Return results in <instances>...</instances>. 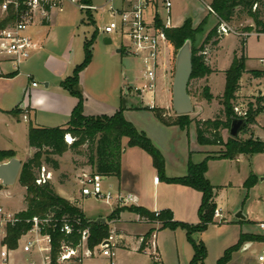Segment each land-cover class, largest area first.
<instances>
[{
	"label": "rangeland",
	"instance_id": "obj_1",
	"mask_svg": "<svg viewBox=\"0 0 264 264\" xmlns=\"http://www.w3.org/2000/svg\"><path fill=\"white\" fill-rule=\"evenodd\" d=\"M169 1L171 3L168 9L169 16H167L166 10L162 8H157L158 15L165 22L166 19H169V23L174 27L181 26L186 18H190L193 27H200L194 36L195 47L200 46L208 31L221 21H225L228 26L236 32L247 31L260 33L252 17L241 6L233 7V15L230 20L226 21L212 6V0ZM60 2L62 3V12H60L57 7L50 8L49 19L51 22L55 25L73 24L75 39H89L93 31H97L95 39H100L101 42L99 47L95 48V56H97L95 59L96 68L98 66H104L103 63H105L106 66L103 71H107V69L112 71V102L119 104L122 99L123 104L126 106L123 110L124 119L149 134L156 142L164 162L163 175L167 178L185 175L187 172V155L189 150L196 149L201 145L196 139L193 120L213 119L216 117L224 119L223 102L225 100L223 95L225 82L223 87L222 84L219 86V83H217L214 88L215 94H213L214 96L212 95L213 98L209 101L204 99L202 102L200 99L202 98L201 92L204 86H201L196 79L191 80L189 95L192 100L193 111L188 114L191 123L184 127L176 124L165 125L157 118L154 111L150 109L148 105L153 103V108L164 109L166 115L170 117L174 118L176 116L171 109V85L175 58L180 47L176 50L173 49L172 52L168 48L170 72L169 74L167 72V76L169 75V77L163 79V73L159 70L156 88L154 93L151 94L147 91L146 81L142 78L143 67L140 59L127 53L124 48L126 38L121 36L119 31L109 35L102 31L103 27L110 21L114 19L118 20L117 17H113L108 7L105 6L104 8L89 12L77 9L69 4L67 0L59 1V3ZM207 5L211 7L214 13L208 11ZM252 11L257 12L259 19L264 23V0L255 8L253 5ZM6 15V12L0 10V22L5 19ZM11 24L12 23H8L6 26ZM249 28L250 30H248ZM222 36H226L221 43L222 51L227 54L236 48V46H240L239 38L242 37L231 32ZM105 37L111 39L110 44L104 43ZM117 49H122V51L117 52ZM213 49L214 46L209 44L207 56L212 53L211 51ZM106 50L112 53V58L105 56L104 52ZM75 56H77V54ZM78 56L79 59H82L81 49L79 50ZM245 66L247 68H262V70H264V64L258 62L246 63ZM96 71L98 70L96 69ZM99 71H102V68L99 69ZM223 75L225 77V71ZM218 78H220V76H218ZM40 86L43 87L42 84H40ZM108 86L109 79H105V87ZM263 92L264 77H255L250 73V70H247L242 74L238 82V90L235 92L234 98L230 100V103L233 106L241 100L251 103L252 101H257V98L260 97ZM151 97H153V100ZM114 113L112 112V115ZM246 126L245 132L241 131L237 138L246 139L252 137L255 140L264 142V113L257 116L254 124H246ZM228 136V130H223L222 138L224 142L227 141ZM64 141L69 146L74 140L71 144H68L65 139ZM225 149L224 144L210 145L209 150L211 151L208 152V154L221 155L224 153ZM34 152L35 149H32L31 155L28 158H30ZM19 154L20 157L25 158L28 151H21ZM87 154L88 150L85 144L78 146L76 149L64 150L60 154H49L48 156L51 159L58 162L57 169L51 167L50 164L44 163V161L43 164L47 165L53 171V177L50 183L56 193V188L61 187L65 191V194L69 195L70 198L72 197V200L65 199L77 205L87 219L94 221L101 217L105 218L106 223H109V234L112 233L114 243L116 244V247L113 249L116 264H160V262H157L158 260L151 256L152 246L150 243L155 230L153 241L159 249V255L161 256L159 261L162 262L161 264H189L193 256V249L185 230L182 228H159L160 224H158L155 228L150 229V232L147 234L146 244L148 247L145 252L136 248L137 244L134 241H130L131 246L129 248V245L126 244L127 239L122 234L128 236V234L141 233L146 229L145 224L138 222L135 215L131 214V211L125 208L120 210L117 216H112L110 219V214H113L117 206H120L114 199L111 200L109 204H106L101 200L80 196L79 180L82 174L92 170ZM24 161H21V163ZM124 173V177L127 175L128 181H136L138 179L137 175L129 173L128 169H126ZM210 173L215 184L231 183L234 187L221 188L216 195V200L222 207L223 220H218L213 216V223L209 224L204 231L193 234V238L196 241L202 242L206 247L207 254L204 259V264H216L217 260L222 257L224 252L238 242L241 233L253 230L254 235H259L257 226H250V223L246 220L244 221L241 218L238 219L236 213L241 211L242 215L249 220L259 219L262 215L261 210L264 208V152L250 155L240 154L233 159L223 158L216 160L210 167ZM251 173L257 176V182L250 189L246 190L243 187V182L247 175ZM155 177H158V175L152 178L153 182ZM260 178H263V180H260ZM158 179L160 178L158 177ZM161 180L164 181L163 179ZM109 182L112 183V177L104 176L103 185L105 186ZM172 189L173 187L169 188V186L161 184L155 191L151 190L149 195L150 200L152 201L154 197H157L160 202L163 200L170 201L175 195ZM111 190L114 192V189L111 188ZM7 192H9V194H7ZM78 194L81 200L77 198ZM24 195L25 188L19 184L18 178L11 186H3L0 183V205L4 206V208L9 211L24 210L26 208ZM216 209H218L217 206L215 211ZM172 218L175 221L184 222L174 214H172ZM119 230H121L122 234ZM251 241H253L254 244L248 251L243 253L239 251L245 243L244 242L238 250L231 253V257L226 264H244V262H250L253 258L252 256L256 255L262 247L261 240L256 238ZM96 245L95 243L88 245V247L93 250ZM154 251L158 256L157 251ZM14 257L16 262H20L25 258L20 252H17ZM85 264H99V262H90V260H88Z\"/></svg>",
	"mask_w": 264,
	"mask_h": 264
},
{
	"label": "trees",
	"instance_id": "obj_2",
	"mask_svg": "<svg viewBox=\"0 0 264 264\" xmlns=\"http://www.w3.org/2000/svg\"><path fill=\"white\" fill-rule=\"evenodd\" d=\"M19 9H24V0H17ZM80 3L89 4V0H77ZM263 0H212V6L223 16V19L228 21L233 15V7L241 6L252 17L258 32L264 33V23L259 19L258 13L252 11L253 5H258ZM2 0H0V4ZM49 10V7H45ZM89 11V10H86ZM6 17L0 22V29L4 28L8 23H13L17 16V10L13 5H9L6 12ZM155 25L162 29L165 39L167 40L168 48L172 52L173 49L181 47L186 39L192 42V73L188 83L197 78H203L214 70L209 66L205 57V45H216L223 36L217 33V25L212 27L204 37L200 46L195 47L194 36L200 27H193L192 20L186 18L181 26L167 27L160 20L158 15H155ZM250 30V28L248 29ZM97 36V31H93L91 37L84 42V59L76 65L72 74L61 82V86L68 91L69 94L77 99V104L72 110L70 120L64 126L44 127L28 125V146L35 149L33 155L22 163L18 182L25 188L24 200L26 208L18 213V217L26 219L34 215L43 216L48 212L55 211L57 217L66 214L71 218L78 219L80 227H89L90 236L88 245L98 244L102 239L109 234V225L104 222H94L85 217L83 212L77 205L70 203L67 199L58 195L52 184L46 182L42 185L35 183V170L44 163L50 164L54 169L58 168V162L51 159L49 154H60L67 149H76L78 146L87 145L88 160L92 170L102 176H119L120 175V158L123 150L122 138H127V146L139 147L148 153L152 159V164L156 169L157 175L167 183H176L190 187L201 193V201L198 207V222L190 224L181 221H175L172 218V213L169 210L155 212L136 206H117L112 216H117L122 209H128L131 212L145 218L148 222H156L160 224L159 228L168 227L170 229L182 228L185 230L187 238L193 249V256L189 264H204V259L207 254L205 245L196 241L193 234L204 231L207 226L214 222L213 216L216 208L215 190L205 174L207 171L208 160L213 159H233L240 154H254L264 152V142L255 140L252 137L246 139L227 137V141H223L222 131L229 130L231 120L236 117L233 112V105L230 100L234 98L235 92L238 90V82L244 72L246 56L244 54L245 38H240V46L234 52L230 66L225 70V86H224V102L223 113L224 119L216 117L213 119H195V132L197 142L201 145H223L225 151L221 155H207L202 161L193 163L190 159L187 164V172L183 176L167 178L163 175L164 162L158 148L153 144L147 134L135 127L131 122L123 117V110L126 106L123 100L120 101L119 108L112 116L96 115L85 116L83 114V95L79 87L80 72L89 64L92 58V45ZM122 50V49H121ZM250 73L255 77H264V70L252 69ZM201 97L207 101L213 98L207 86H204L201 92ZM261 98H257V107L253 108V103H250L249 116L247 124H254L256 117L262 112L263 108L260 103ZM157 118L165 125H179L184 127L191 123L188 115H176L174 118L166 115L165 110L161 108H151ZM247 126L242 129L245 132ZM70 134L74 139L71 145H67L64 141V135ZM15 154L11 150H0V162L14 157ZM256 175L249 174L243 183V187L248 190L256 182ZM247 196V195H246ZM77 227L76 225H74ZM29 228V224L24 221L18 222L15 225L7 226L6 236L3 240L9 248L16 245L20 235ZM144 236L140 245V250H143L146 245L147 234ZM52 237V257L55 258L59 242L64 238L58 230L50 231ZM79 235L75 232L71 236V240L77 243ZM264 241L261 235L252 233H241L238 242L229 247L216 264H226L231 253L246 241L254 239Z\"/></svg>",
	"mask_w": 264,
	"mask_h": 264
},
{
	"label": "crops",
	"instance_id": "obj_3",
	"mask_svg": "<svg viewBox=\"0 0 264 264\" xmlns=\"http://www.w3.org/2000/svg\"><path fill=\"white\" fill-rule=\"evenodd\" d=\"M130 1L131 0H113V4L115 7L121 8L128 5ZM68 3L79 9L76 4L71 2ZM89 4L97 7V9L89 10V12L107 6L106 0H89ZM59 5L61 7V10L59 9V11L62 12V3L60 2ZM153 5L154 6H152L146 13V18L148 20H151L153 14L158 15L157 8L164 9L160 0L154 2ZM49 11L50 8L47 10L45 16H42L39 12H35L33 21L26 29V34L35 45L28 59L17 66L8 56L0 52V150L13 151L15 157L20 161L26 160L31 155V150L33 149L28 146L27 134L29 123L34 126L44 127L64 126L70 120L72 110L77 104V99L61 86V82L72 74L76 65L83 61V47L84 42L87 39H75L73 24H53L49 19ZM165 12L167 13V16H169V12ZM159 18L166 26H172L169 23V19H166L165 22L160 16ZM225 37L226 36H224L216 45H213L214 49L208 56L209 44L205 45V57L207 63L214 72L203 78L196 79L201 86H208L212 95L215 94L214 88L217 83H219V86L221 84L222 87L224 86L225 77L223 72L230 66L234 52L239 49V46H236V48L228 54L222 51L221 43ZM262 38H264V33L255 32H250L245 38V65L246 63H260L259 60L264 59V39ZM100 42V39L94 40L91 61L79 75V87L83 95V114L85 116H112V112L114 113L119 108L120 104V102L119 104L112 102V71L109 69L103 71L106 66L105 63H103L104 66H98L96 68L95 59L97 56H95V48L99 47ZM80 49L82 51V59L80 58L81 61L78 56ZM76 54L77 56H75ZM104 54L105 56L112 58V53L110 51L106 50ZM101 68L102 71H99ZM245 68L246 71L252 69L262 70V68L256 67L247 68L245 66ZM96 69L98 71H96ZM218 76H220V78H218ZM166 77H169V75L167 76V72L163 74L162 78L164 79ZM105 79H109L108 87H105ZM32 83H36V86H32ZM40 84H42L43 87H41ZM200 100L203 102L204 99L201 98ZM147 136L157 147L156 142L151 136L149 134H147ZM121 143L123 150L120 158V175L118 177L111 176L112 183L109 182L104 187L112 188L114 189V192L131 194L135 197L133 205L143 207L151 212L169 210L180 220L190 224H196L198 222V207L201 201V193L190 187L176 183H167L161 179H159L158 182H153L152 178L157 176V172L152 164L150 155L139 147L127 146V138H122ZM209 146L210 145H199L200 148L198 147L189 150L187 162L188 159L193 163L202 161L207 155H209L208 152L211 151L209 150ZM21 151H28L25 158L20 157L19 153ZM216 160L219 159L211 158L208 160V168L205 176L209 182L216 187L214 200L217 208L222 213V207L216 200L218 190L227 187L231 188L234 187V185L231 183L215 184L213 182L210 167ZM126 169H128L129 173L137 175L138 179L136 181H128L127 175L124 177ZM260 180H263V178H260ZM161 184H165L169 186V188L173 187L172 190L175 195L170 201L163 200L160 202L157 197H154L151 201L149 196L151 190L155 191ZM56 191L64 198H72L65 194V191L61 187L56 188ZM7 194H9V192H7ZM77 198L81 200L79 194L77 195ZM130 213L135 215L138 222L145 224L146 229L141 233L132 235L128 234V236L122 234L121 230L119 231L127 239L126 244L129 245V248L131 246L130 241H134L137 244L136 248L140 249V239L159 223L142 220L138 214L134 212ZM261 214V217L256 220H249L248 218L246 219V217L242 220H246L250 223V226H257L256 224L258 221L264 220V208L261 210ZM223 218L224 216L222 213L221 220H223ZM155 232L150 243L152 246L151 256L161 264L162 262L159 261L161 258L159 255V249L153 241ZM245 232L253 234V230ZM253 244V241L248 240L242 245V248L239 251L241 253L248 251ZM147 247L146 244L143 249L144 252ZM154 250L157 251L158 256ZM252 257L253 258L250 262H244V264H259L256 260V255ZM88 260H90V262L98 261L99 264H105V259L101 257L87 259L86 261Z\"/></svg>",
	"mask_w": 264,
	"mask_h": 264
},
{
	"label": "built area",
	"instance_id": "obj_4",
	"mask_svg": "<svg viewBox=\"0 0 264 264\" xmlns=\"http://www.w3.org/2000/svg\"><path fill=\"white\" fill-rule=\"evenodd\" d=\"M67 1L76 4L81 10L97 9L91 4L80 3L77 0ZM156 1L131 0L125 7L117 8L113 4V0H106L108 9L113 17H117L118 20L110 21L102 30L107 35L119 31L120 35L126 38L124 48L127 53L140 59L143 67L142 78L146 81V89L151 94L155 91L159 70L163 74L170 72L168 44L162 29L155 25L154 18L156 14H153L151 20L146 18L147 11L154 6L153 4ZM160 3L168 12L171 6L170 1L160 0ZM9 5H13V8L17 10V16L11 25L0 29V52L8 56L18 66L30 57L31 51L35 47L30 37L26 34V29L33 21L35 12L45 16L47 13L46 6L49 8L57 7L60 10L61 7L59 0H24L23 5L25 8L18 10L20 5L17 0H2L0 9L3 12H7ZM256 6L255 4L254 8ZM206 7L209 12L214 13L209 5ZM229 32L242 38H246L250 33L247 31H233L225 21L218 23L217 33L219 35H227ZM259 62L264 64V59H260ZM32 86H36V83H32ZM258 98H261L259 104L264 107V92ZM151 99L153 100V97ZM251 103H253V108L257 107V101H252ZM148 106L150 109L154 107L153 103ZM249 109L250 103L244 100L233 106L236 118L247 119ZM262 113H264V108L260 114ZM64 139L68 144H71L74 140L70 134H65ZM52 177L53 171L47 165L42 164L36 170L35 183L42 185L50 182ZM103 179L104 176L93 170L82 174L79 180L80 196L101 200L106 204H109L113 199L121 206L134 204V196L113 192L110 188H105ZM158 181V177H155L154 182ZM20 211L22 210L9 211L0 205V264H84L87 259L96 257L104 258L105 264H116L113 251L116 244L112 233L102 239L92 250L88 247L89 227L81 228L78 219L71 218L66 214L57 217L55 211L48 212L43 216L34 215L21 219L18 217ZM157 213L158 211H155L156 215ZM214 217L221 220L222 213L219 209L214 211ZM141 219L145 220L143 217ZM21 221L29 224V228L17 239L15 247L9 248L3 243L7 226H13ZM256 225L259 235L264 237V220L258 221ZM51 230H58L64 235V238L59 242L54 259L52 257ZM75 232L80 236L77 243L71 240V236ZM140 240L142 242L143 237ZM17 252H20L25 257L20 262H16L14 257ZM256 260L259 264H264V241H262V247L256 254Z\"/></svg>",
	"mask_w": 264,
	"mask_h": 264
},
{
	"label": "water",
	"instance_id": "obj_5",
	"mask_svg": "<svg viewBox=\"0 0 264 264\" xmlns=\"http://www.w3.org/2000/svg\"><path fill=\"white\" fill-rule=\"evenodd\" d=\"M105 44H110L111 39L109 37L104 38ZM121 49H117L120 52ZM192 73V42L190 39H186L183 45L178 49L174 72L171 85V109L176 115H188L193 111V104L187 88ZM247 119L234 117L231 120L228 130L229 136L237 138L239 133L245 127ZM22 163L14 157L6 161L0 162V183L3 186L13 185L19 175ZM238 218L243 219L241 211L236 213ZM94 222H105V218H97Z\"/></svg>",
	"mask_w": 264,
	"mask_h": 264
}]
</instances>
